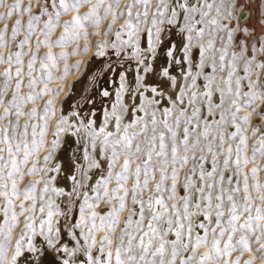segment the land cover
Returning <instances> with one entry per match:
<instances>
[{"label":"snow or ice","instance_id":"6c2138e0","mask_svg":"<svg viewBox=\"0 0 264 264\" xmlns=\"http://www.w3.org/2000/svg\"><path fill=\"white\" fill-rule=\"evenodd\" d=\"M0 264H264V0H0Z\"/></svg>","mask_w":264,"mask_h":264}]
</instances>
